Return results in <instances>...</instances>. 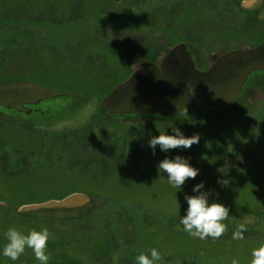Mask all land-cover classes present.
I'll list each match as a JSON object with an SVG mask.
<instances>
[{
	"label": "rangeland",
	"instance_id": "374dc122",
	"mask_svg": "<svg viewBox=\"0 0 264 264\" xmlns=\"http://www.w3.org/2000/svg\"><path fill=\"white\" fill-rule=\"evenodd\" d=\"M263 42L264 0H0V83L64 92L24 112L0 107V264H40L31 249L15 262L2 255L9 228H47L49 264H136L151 248L167 253L158 264H251L264 245V73L230 107L187 118L105 114L99 103L138 56L157 65V54L185 43L205 71ZM177 128L199 143L153 154L150 139ZM176 156L199 170L181 189L157 167ZM201 183L210 204L230 209L217 240L179 224ZM78 192L88 203L20 209Z\"/></svg>",
	"mask_w": 264,
	"mask_h": 264
},
{
	"label": "water",
	"instance_id": "95a60500",
	"mask_svg": "<svg viewBox=\"0 0 264 264\" xmlns=\"http://www.w3.org/2000/svg\"><path fill=\"white\" fill-rule=\"evenodd\" d=\"M254 72H264V42L251 50L220 55L208 70L195 68L193 57L183 43L175 45L159 66L143 65L119 84L100 103L103 112L115 115L176 116L183 109L197 114L210 108L230 107L243 93ZM195 95L189 94L190 89ZM34 83H0V106L27 111L24 105L62 96ZM88 202L83 193L56 200L24 205L23 210L68 209Z\"/></svg>",
	"mask_w": 264,
	"mask_h": 264
},
{
	"label": "clouds",
	"instance_id": "9594fccd",
	"mask_svg": "<svg viewBox=\"0 0 264 264\" xmlns=\"http://www.w3.org/2000/svg\"><path fill=\"white\" fill-rule=\"evenodd\" d=\"M189 94L194 96L195 90L191 88ZM178 115L187 118L188 110L185 108ZM174 133V135L160 134L152 137L149 146L153 149V154H155L157 146L161 151L168 152L175 149H191L200 141L198 134L185 137L178 128L174 129ZM157 167L159 172L167 173L168 182L179 189L187 180H195L199 174V170L192 167L188 159L181 156H176L174 159L165 158ZM218 183L227 186L229 181L221 180ZM202 189H204V184H198L193 189L198 195L185 196L188 208L186 215L183 217L179 215V224L183 226L184 232L193 238L206 240L211 237L213 240H217L228 230L223 221L229 218L230 209L219 203L210 204V193L202 191ZM246 223L237 226L232 236L234 240L244 239L243 233L247 231ZM5 235L7 243L2 250L4 257L15 262L20 259L26 249H31L40 264H49L51 255L48 251V242L51 234L47 228L41 231L32 230L27 235L16 228H9ZM165 255L167 253H161L158 249L151 248L147 253L142 252L135 258L136 264H158L163 261ZM232 264H239V261L233 259ZM251 264H264V245L252 251Z\"/></svg>",
	"mask_w": 264,
	"mask_h": 264
},
{
	"label": "flooded vegetation",
	"instance_id": "af4514ba",
	"mask_svg": "<svg viewBox=\"0 0 264 264\" xmlns=\"http://www.w3.org/2000/svg\"><path fill=\"white\" fill-rule=\"evenodd\" d=\"M175 45H177V44H175ZM175 45H173V47H175ZM173 47H171L170 49H168L167 51H165L163 54H162V56L164 57L171 49H173ZM187 49H188V51H189V48H188V46H187ZM190 52V51H189ZM190 54H191V52H190ZM139 55V54H138ZM191 56H192V54H191ZM160 57V54H157L156 55V58H157V65H160V63L162 62V60H163V57H161V58H159ZM131 59L132 58H130L129 59V61H131ZM149 61H151L152 63H147V62H144L143 61V59H142V57L141 56H138V57H136L135 59H133L132 61H131V63L133 62V63H135L136 64V68L134 69V70H136V69H138V68H141V66H143V65H152L154 62L152 61V60H150V59H148ZM193 60H194V58H193ZM136 61V62H135ZM140 62H142V63H140ZM134 64V65H135ZM138 64V65H137ZM194 64H195V68H197V63L195 62V60H194ZM155 65V64H154ZM156 65V66H157ZM134 70H130V73H129V76L126 78V79H128L129 77H130V75L134 72ZM198 70H200L199 68H198ZM201 71V70H200ZM125 79V80H126ZM125 80H123V81H125ZM115 87V86H114ZM111 89H113V87L111 88V87H109V88H107L106 90L107 91H105V92H108V91H110ZM134 116H136V117H138L139 119H146V120H148V118H150V117H155V114L154 115H143V116H141V115H134ZM160 117H162V118H165L164 116H160Z\"/></svg>",
	"mask_w": 264,
	"mask_h": 264
},
{
	"label": "trees",
	"instance_id": "16d2710c",
	"mask_svg": "<svg viewBox=\"0 0 264 264\" xmlns=\"http://www.w3.org/2000/svg\"><path fill=\"white\" fill-rule=\"evenodd\" d=\"M114 89V88H113ZM113 89H111L110 91L106 92L107 94L110 93ZM108 96V95H107ZM105 114H108V113H105Z\"/></svg>",
	"mask_w": 264,
	"mask_h": 264
}]
</instances>
